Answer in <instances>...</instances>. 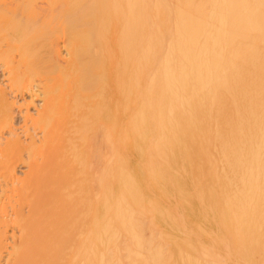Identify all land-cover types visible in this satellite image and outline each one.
I'll list each match as a JSON object with an SVG mask.
<instances>
[{
	"label": "bare ground",
	"instance_id": "1",
	"mask_svg": "<svg viewBox=\"0 0 264 264\" xmlns=\"http://www.w3.org/2000/svg\"><path fill=\"white\" fill-rule=\"evenodd\" d=\"M3 6L0 264H264V0Z\"/></svg>",
	"mask_w": 264,
	"mask_h": 264
},
{
	"label": "rangeland",
	"instance_id": "2",
	"mask_svg": "<svg viewBox=\"0 0 264 264\" xmlns=\"http://www.w3.org/2000/svg\"><path fill=\"white\" fill-rule=\"evenodd\" d=\"M9 3V2H11V0H6V1H4V0H0V7H4V9H5V7L6 6H3L5 3ZM2 3V4H1ZM8 5V4H7ZM0 9H3V8H0ZM10 11V10H9ZM3 14H4V16H3ZM0 25H2V23L1 22H3V21H5L6 22V24H7V21H9L8 19H9V16L11 15V13L9 12V15L8 14H5L4 13V11L2 12L1 10H0ZM7 16V17H6ZM12 16V15H11ZM42 17V16H41ZM2 18H4V20L3 21H1V19ZM6 19V20H5ZM5 22H4V24H5ZM48 37V36H47ZM46 37V38H47ZM56 41H58V40H56V37H55V41L54 40H52V42L50 43V47H48L47 48V51L48 50H53V49H51V47H52V45L54 44V42L56 43V45H54L53 47L55 48L56 46H57V42ZM0 43H2V42H0ZM49 52V51H48ZM48 52H47V55H50V54H52V56L54 57V55H53V53H51V52H49L50 54H48ZM57 57V56H56ZM57 61H58V59H57ZM1 59H0V87L2 88H6L8 85H9V82H8V84H7V81H9L8 79H7V81H6V77H4L3 76V73L4 72H2V71H4V70H2V66H1ZM3 63V62H2ZM51 63H52V61H51ZM43 70H45V69H43ZM41 71H42V69H41ZM46 71V70H45ZM42 72H44V71H42ZM42 79H43V77H42ZM5 82V83H4ZM4 85V86H3ZM6 85V86H5ZM8 88H9V86H8ZM8 91H9V89H7ZM15 91V90H14ZM21 91H18V92H13V94L15 93V94H18L19 95V93H20ZM20 94H24V96L26 97V101H28V99L30 98V96L28 95V92H23V93H20ZM36 97H38V98H36ZM40 96H33V99L34 100H31L30 99V105H28L29 106V111L31 112V113H33V114H35L34 113V107H37L39 104L38 103H40ZM23 99L21 98H19V101L18 102H20V101H22ZM38 100V101H37ZM31 101H32V103H33V101H34V103H33V105H32V103H31ZM35 105H37V106H35ZM17 112V111H16ZM16 112H15V115H17V114H19L18 116H15V124H17L18 126H20L21 128L22 127H24V124H25V120H24V118H22V115L19 113V112H17V114H16ZM17 117V118H16ZM17 122V123H16ZM28 123V122H27ZM30 123V122H29ZM22 124H23V126H22ZM16 125V127H18ZM27 125H29V124H27ZM19 127V128H20ZM7 133H8V129L6 128V127H4V122H0V134H6V136H7ZM5 136V135H4ZM22 136H23V138H24V134H22ZM20 162V161H19ZM19 166V167H18ZM23 166V167H22ZM16 170H17V172H19L17 175H20L21 177H23L22 175H23V172H24V163L22 164V163H18V161H17V163H16ZM23 170V171H22ZM21 172H22V175H21ZM19 176V177H20ZM3 178L2 177H0V182H2L3 183ZM9 193V192H8ZM9 196H8V194L6 195V199H7V201H8V199L10 200V197L8 198ZM3 201L5 202V204H7V201H5V196L3 197ZM9 202V201H8ZM9 208V207H8ZM7 208V209H8ZM9 210H10V208H9ZM11 234V231L9 232V235ZM5 258V259H4ZM6 258H7V256L6 255H4L3 256V258L1 259V263L2 264H5L6 263Z\"/></svg>",
	"mask_w": 264,
	"mask_h": 264
}]
</instances>
